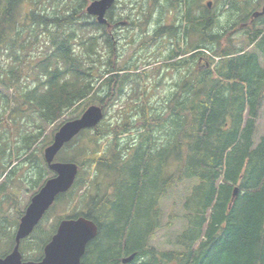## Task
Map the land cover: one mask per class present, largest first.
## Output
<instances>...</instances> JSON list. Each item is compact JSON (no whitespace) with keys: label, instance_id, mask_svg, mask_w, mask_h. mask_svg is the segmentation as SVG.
I'll list each match as a JSON object with an SVG mask.
<instances>
[{"label":"trees","instance_id":"1","mask_svg":"<svg viewBox=\"0 0 264 264\" xmlns=\"http://www.w3.org/2000/svg\"><path fill=\"white\" fill-rule=\"evenodd\" d=\"M19 1L0 0V44L13 42L12 14ZM197 1L164 0L167 6H163L161 0H134L132 4L137 14L130 17L131 25L140 31L147 30L156 7L161 15L165 11L172 14L165 24L153 29L150 43H166L165 67L176 71L179 78L160 109L142 100L134 114L128 113L115 127L103 132L100 126L97 128V135L111 137V143L106 149L88 154V162L104 172L109 181L100 200L91 203L96 206L94 210L84 215L98 225L99 235L87 247L81 264H123L122 259L132 254H136L132 264H264V137L257 145L254 141L264 104V67L260 62L261 56L264 58V28H254L260 18L253 21L248 32L249 48L255 47L257 52L234 46L220 48L221 36L213 34L215 16L208 10L193 15ZM86 2L75 1L85 12ZM244 10L246 13L250 8ZM76 13L31 17L46 31L49 45L37 63L46 74V82L41 84L46 90L42 92L38 87L15 99L24 98L28 108L30 103V107L34 105L31 109L48 124L75 113L84 100L94 95L93 105L105 109L107 99L118 91L123 93L129 81L140 83L148 76L137 64L116 68L111 60L105 72H92L94 60L100 58L96 41L103 38L107 46L113 43L107 37V28L85 13L91 20L89 26L103 29L97 38H79L83 52L74 55L78 35L73 25L82 21L74 19ZM249 16L250 12L246 20ZM192 37L195 45L189 43ZM23 42L26 47L22 44L20 48L30 53L29 40ZM202 58L209 66H201ZM20 59L16 56L17 61ZM20 71L14 70L8 80L0 82L13 90L19 84L16 73ZM93 74H98L96 82ZM98 91L104 95L100 97ZM0 99L6 107L13 102L6 96L0 95ZM18 109L23 112L21 107ZM16 117L12 115L11 120ZM16 123L11 124L13 129ZM38 129V133H20V139L43 142L44 132L41 126ZM123 135L130 137L125 148ZM160 135L162 141L158 144ZM7 146L4 144V150ZM32 155L37 159L36 154ZM33 156L24 158L30 166L37 162ZM79 177L72 189L79 184ZM94 179L90 176L88 181L96 188L100 184ZM189 181L195 185L182 205L184 228L170 241L172 250L159 251L150 245L163 227L158 207L175 186ZM236 188L239 193L233 202ZM72 189L57 201L71 195Z\"/></svg>","mask_w":264,"mask_h":264},{"label":"rangeland","instance_id":"2","mask_svg":"<svg viewBox=\"0 0 264 264\" xmlns=\"http://www.w3.org/2000/svg\"><path fill=\"white\" fill-rule=\"evenodd\" d=\"M75 1L77 0H20L12 14L13 31L11 33L13 42L9 44L4 41L0 44V81L2 79L8 80L11 76L10 73L14 70H18V68L21 70L16 73L18 74L17 80L19 84L13 90L6 89L0 82V95L13 100L6 107L5 101L0 99V198L4 197L3 204L0 203V258H4L13 250L15 246L14 238L20 219L25 214V209L28 207L32 197L38 193L48 179L55 177V173L49 170L47 164L45 166V149L52 143L54 135L64 123L79 118L89 106L93 105L95 100V95L88 97L79 105L78 111L65 114L59 121L48 124L38 112L35 113V110L31 109V107L34 108V105L30 107V103L28 108L24 98H19L18 101L15 99L22 97V93L24 94L38 87L42 89V92L46 90V86L41 88V84L46 82V74L41 72L37 63L46 54L49 45L46 43V31L43 27H38L31 21L32 16H46V13L51 15H69V12L76 11L74 19L82 21L78 25H73L78 35L75 41L74 55L83 52V48L79 46V38L83 37L89 40L99 36V32L103 28L94 29L89 26L88 24L91 23L88 21L91 20H88L85 16L86 12L79 9ZM85 1H87V7L94 0ZM133 2L134 0H118L114 9L110 12L109 20L116 31L115 38L117 42H112L113 45L107 46L103 38L96 41L95 44L100 58L94 60L95 65L92 72H105L106 63L111 60V65L116 68L130 67L137 64V67L142 71L145 70L148 76L140 83L139 81H129L125 85L123 93L118 91L112 98L107 99L109 101L105 105V116L100 123V132L115 127L128 113L132 116L142 100L147 101L148 105L156 109L163 107V100L166 99L175 80L179 78L176 71L167 70V67H165L167 65L164 61L167 54L166 43H150L152 39L150 35L153 29L165 24L167 17L172 14L165 11L167 15L165 13L161 15L162 13L160 14L156 7L155 11L152 12L149 27L145 31H140L138 27L131 25L130 17H135L137 14L136 10L133 9ZM209 2L212 3L210 8L208 7ZM231 3H235L237 6L232 7ZM161 5L167 6L164 4V0H161ZM194 6L193 15L199 16L202 12L208 10L215 16L213 34L221 36L219 38L220 48L225 49L234 46L238 49H247L249 52L258 51L255 47L249 48L248 32L251 29V15L256 11H261L264 7V0H198L194 3ZM244 8H250V16L247 20L246 17L249 12L244 13L246 11ZM254 28L256 30L264 28L263 18L254 24ZM109 30L112 32L113 28ZM106 31L108 32L107 29ZM27 40H29L28 45L31 46L30 53L20 48L22 44H25L26 47L27 43L23 41ZM189 43L190 45H195L196 39L193 37L189 38ZM182 47L183 43L180 44V48ZM210 54V52L206 51L207 56L210 57ZM16 56H20L23 61L21 59L17 61ZM145 62H150L154 66L146 67L144 65ZM201 62V66H209V63L204 58H202ZM216 62H218V59ZM260 62L264 67V58L262 56ZM84 66L90 67L89 64H84ZM93 76L96 82L98 74H93ZM98 84L99 82L95 86L97 87ZM98 93L100 97L104 95L103 91H98ZM94 105L100 106L97 103ZM19 107H21L23 112L18 109ZM18 113L21 115H17ZM12 115L17 116L13 120L14 122L17 121L14 124V129L11 125L13 124ZM133 119L134 117H132ZM39 126L42 127L44 132L42 133L43 142L39 140L38 144H34L31 140L26 142V139H20V133H38L40 131L38 129ZM17 128L19 131H17ZM97 131L98 129L84 132L56 157V162H73L79 165L81 171L78 177L80 176L81 178L79 177V184L72 189V194L65 195L56 201L50 211L47 212L35 229L37 232L34 231L28 239L22 241L20 251L25 260H39L44 255L45 246L56 233L59 223L64 219H75L84 216L89 211L94 210L96 206L91 205V203L93 204L95 199L100 200V194L105 193L104 186L106 187V183L109 181L108 177L104 172L98 171V168L95 165H91L88 161H90V156L98 149L103 150L110 145L111 137L104 136L100 138L97 135ZM136 134V132L133 134L134 137ZM126 136L123 135L122 145H124V148L129 146L126 143H128L130 137ZM157 137L159 138L157 141L159 144L162 141L161 135ZM263 137L264 104L257 123L255 145L259 144ZM4 144L8 145L6 150H4ZM30 146L31 148H29ZM32 154H36L37 159ZM26 156H33L34 158H32L37 160V162L35 161L34 165L30 166L24 160ZM13 163L16 164L11 167ZM90 176L91 178L94 177V182L97 181L100 185L96 184V188L90 186L88 181ZM193 185H195V182L191 181L178 184L161 201L158 209L163 215V227L150 240V245L155 249L159 251L173 249L170 241H173L176 235L184 228L183 220L181 219L182 205L184 204L185 196L189 194ZM5 187L6 190L4 192L3 189ZM175 215L177 218L173 219ZM54 230L55 232L53 233Z\"/></svg>","mask_w":264,"mask_h":264},{"label":"water","instance_id":"3","mask_svg":"<svg viewBox=\"0 0 264 264\" xmlns=\"http://www.w3.org/2000/svg\"><path fill=\"white\" fill-rule=\"evenodd\" d=\"M116 0H95L87 8L90 16L105 24L106 13ZM211 3L208 6L211 7ZM264 15L254 13L252 19ZM104 119V109L92 105L83 114L72 121L64 123L54 135L52 143L46 148L44 157L48 168L55 173L32 198L25 215L22 217L15 236V246L10 254L0 258V264H81L87 247L99 235L98 225L85 216L64 219L57 228L55 235L44 248V258L39 262H24L20 252L22 240L29 237L45 214L54 205L61 194L72 189L79 174V166L73 162H56V157L66 144L70 143L83 131L96 129ZM239 189H235L232 201H235ZM136 255L122 260L123 264H130Z\"/></svg>","mask_w":264,"mask_h":264},{"label":"flooded vegetation","instance_id":"4","mask_svg":"<svg viewBox=\"0 0 264 264\" xmlns=\"http://www.w3.org/2000/svg\"><path fill=\"white\" fill-rule=\"evenodd\" d=\"M110 14V13H109ZM109 14L107 15V20H108V22H107V26H106V28H107V30H108V35H109V38H110V41L111 42H113V43H115V42H117V39L115 38V30H114V27H112V25H111V21L109 20ZM95 19V18H94ZM96 20V19H95ZM110 28H113V31L111 32L109 29ZM46 150V149H45ZM45 152V151H44ZM25 158V157H24ZM18 165H19V163L18 162H16ZM28 163V162H27ZM12 166H14L13 164L11 165V167ZM45 166H46V160H45ZM3 200H4V197H1L0 198V202L3 204ZM46 216V215H45ZM44 216V217H45ZM44 256V255H43ZM43 256L39 259V260H37V261H32V260H25L24 258H23V261H25V262H28V261H30V262H39V261H41L42 259H43Z\"/></svg>","mask_w":264,"mask_h":264},{"label":"bare ground","instance_id":"5","mask_svg":"<svg viewBox=\"0 0 264 264\" xmlns=\"http://www.w3.org/2000/svg\"><path fill=\"white\" fill-rule=\"evenodd\" d=\"M176 56V55H175ZM169 59V58H168ZM234 61V60H233ZM230 65V64H229ZM166 66V65H165ZM235 66V65H234ZM173 112V111H172ZM133 255V254H132ZM136 255V254H135ZM131 256V255H130ZM130 256H128V257H125V258H123L122 260H124V259H126V258H129ZM136 258V257H135ZM135 260V259H134ZM134 262V261H133ZM123 263V262H122ZM129 264V263H128Z\"/></svg>","mask_w":264,"mask_h":264}]
</instances>
